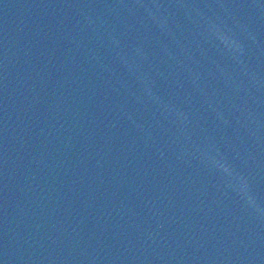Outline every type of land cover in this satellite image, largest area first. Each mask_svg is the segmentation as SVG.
Masks as SVG:
<instances>
[{"label":"water","instance_id":"obj_1","mask_svg":"<svg viewBox=\"0 0 264 264\" xmlns=\"http://www.w3.org/2000/svg\"><path fill=\"white\" fill-rule=\"evenodd\" d=\"M64 4L105 264H264V0Z\"/></svg>","mask_w":264,"mask_h":264},{"label":"clouds","instance_id":"obj_2","mask_svg":"<svg viewBox=\"0 0 264 264\" xmlns=\"http://www.w3.org/2000/svg\"><path fill=\"white\" fill-rule=\"evenodd\" d=\"M220 167L226 172V173H230V169L226 166L221 164Z\"/></svg>","mask_w":264,"mask_h":264}]
</instances>
